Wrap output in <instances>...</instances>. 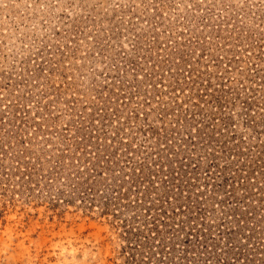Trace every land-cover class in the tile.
<instances>
[{
    "label": "rangeland",
    "instance_id": "obj_1",
    "mask_svg": "<svg viewBox=\"0 0 264 264\" xmlns=\"http://www.w3.org/2000/svg\"><path fill=\"white\" fill-rule=\"evenodd\" d=\"M0 264H264V0H0Z\"/></svg>",
    "mask_w": 264,
    "mask_h": 264
}]
</instances>
